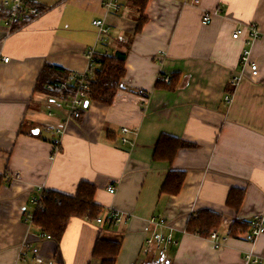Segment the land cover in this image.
<instances>
[{"label": "crops", "instance_id": "crops-1", "mask_svg": "<svg viewBox=\"0 0 264 264\" xmlns=\"http://www.w3.org/2000/svg\"><path fill=\"white\" fill-rule=\"evenodd\" d=\"M30 1L28 19L11 34L0 7V264H101L93 255L100 236L121 242L116 264H245L251 251L264 258V235L253 244L229 235L234 220L264 213V0H149L144 12L137 0H120L115 11L104 0ZM215 9L204 25L203 14ZM101 19L109 32L98 39L93 22ZM252 25L261 37L249 43ZM237 30L243 33L235 39ZM92 47L126 55L122 88L113 104L88 102L81 119L68 122L67 102L36 84L46 64L86 72ZM246 50L257 78L241 63ZM162 75L176 77L174 90L157 88ZM235 75L243 78L236 86ZM123 128L131 131L128 145H119ZM163 134L195 146L180 149L172 163L155 161ZM170 172L185 175L177 195L162 193ZM82 182L97 188L103 222L72 219L60 242L42 238L28 222L39 190L75 196ZM237 189L245 192L238 212L227 206ZM110 206L126 220L106 221ZM209 210L223 216L222 247L186 232L190 217ZM160 217L167 230L149 223ZM169 229L178 242L165 253L148 244ZM25 242L39 254L21 259Z\"/></svg>", "mask_w": 264, "mask_h": 264}, {"label": "trees", "instance_id": "trees-1", "mask_svg": "<svg viewBox=\"0 0 264 264\" xmlns=\"http://www.w3.org/2000/svg\"><path fill=\"white\" fill-rule=\"evenodd\" d=\"M148 2L149 0H137L136 5L144 12ZM145 22L146 18L142 17L138 22L139 26L137 31L142 30ZM125 63L126 55L124 54L97 57L93 72L94 77L90 80L89 103L96 102L103 106L113 104L118 91L122 88L121 80L126 75ZM70 77L71 73L63 68L46 64L37 81L36 90L44 94H53L55 98L61 97L62 94L67 95L69 92L62 88L60 89V84L68 82ZM170 81V84H166L164 81L159 82L157 88L167 87L170 90H174L177 85L176 77L170 76ZM48 85L55 86L56 90H49ZM70 90L73 92V87ZM228 94L231 95L232 92L229 90ZM82 115L79 119H81ZM194 146V144L188 143L180 138L163 134L157 143L154 160L172 163L180 149H192ZM184 178L185 175L182 172H170L165 180L166 182L162 188V193L177 195L185 181ZM4 183L5 179L0 175V186ZM96 192L97 188L95 186L82 182L75 196H64L55 192L46 193L47 197L43 199L41 206L35 213L33 220L34 227L41 229V232L49 235L52 240L54 239L56 242H60L72 219L83 218L93 221L99 216H103L104 212L95 203ZM230 192L227 206L238 212L242 207L245 192L239 189L231 190ZM105 220L114 222L109 217V214H106ZM222 220L223 216L217 212L211 210L202 211L189 218L186 232L209 239L213 232H218L221 229ZM249 227L250 222L239 219L234 220L229 235L231 237H239V235L247 233ZM121 246V242L107 240L100 236L94 248V259H100L101 264H116L118 256L120 255ZM145 264L161 263L148 262Z\"/></svg>", "mask_w": 264, "mask_h": 264}, {"label": "built area", "instance_id": "built-area-1", "mask_svg": "<svg viewBox=\"0 0 264 264\" xmlns=\"http://www.w3.org/2000/svg\"><path fill=\"white\" fill-rule=\"evenodd\" d=\"M193 2L194 5H197L200 3L201 0H185V3L188 2ZM30 0H0V7L3 8L4 10V16H5V21H6V29L8 30L9 34L14 32L16 30V26L19 24L24 23L29 15L27 14L29 5H30ZM120 5V0H104V8L106 11H115L119 9ZM220 12V9H215L213 11H207L203 14L202 16V22L204 25H210L212 23L213 18L218 15ZM93 26L96 27L98 31V39L102 38V36L108 35V27L105 26V21L103 19L101 20H95L93 22ZM243 33V30H237L234 32L233 37L235 39H238L241 37ZM250 34H251V43L252 41H255L261 37L260 30L255 25H252L250 27ZM163 52V51H162ZM165 54V52H163ZM99 56H109L107 53H104L102 55H98L95 51V48H89L88 51L86 52V57H87V71L84 73H75L71 74L70 80L68 82H63L60 85V89L62 88L65 91H68L69 93L62 94L61 97L56 98V100L60 101H65L67 102L68 106V116H67V121L70 122L72 120H77L80 118L82 115V111L86 108V103H88V96L90 93V80L93 79V72L96 66V59ZM5 61H9L8 58H4ZM241 63L244 64V67L249 68V74L253 78H257L259 75V69L258 65L256 63H253L250 59V51L246 50L241 58ZM243 78L241 75H235L233 76V79L231 81V84L233 85H238L239 82ZM159 81H164L166 84H170V77L169 76H164L162 75L159 79ZM73 87V92L70 90V88ZM48 89L51 91H55L56 88L55 86L48 85ZM139 94L141 96L146 97V94L144 91H139ZM226 100L230 102V98L227 97ZM65 133V129L63 130H58L57 131V139L53 142L54 143V152L57 154L59 151V146L61 144V140L63 138V135ZM123 136L120 138L119 145H128L130 144V139H128V134L131 133V131L128 128H123L122 129ZM54 153V154H55ZM108 190L111 194H114L116 192V187L115 186H109ZM44 188H41L39 190V196L33 200V205H34V213L29 216L28 222L29 224H33V220L35 217V212L38 210V208L41 206L42 199H44L46 196V192ZM109 217L113 219L114 223H122V221L125 218L124 212L122 213L121 211L115 209L114 207L110 206L109 208L106 209ZM97 223H102L103 218L99 216L96 219ZM150 224H153L155 226H158L162 229L167 230V228L170 227V224L166 222L164 218H152L149 221ZM245 239L249 243H254L257 239H259L261 236L264 235V213H261L259 215H256L252 217L250 221V227L249 231L244 234ZM40 236L44 239L51 240V237L45 233L40 234ZM213 245L217 247H222L223 246V240L220 239V236H218V232H213L211 234V237L209 238ZM176 238H174L173 231L169 229L167 234H162V233H155L153 237L148 240V244L152 245L155 243L157 245V248L161 252H166L168 248L171 245H176L177 244ZM27 252H32L35 256L39 254V249L34 248L31 244L28 242H25L21 248L20 251V257L23 259V257L26 255ZM243 263L245 264H264V258L256 254L255 252H248L244 256V261Z\"/></svg>", "mask_w": 264, "mask_h": 264}, {"label": "rangeland", "instance_id": "rangeland-1", "mask_svg": "<svg viewBox=\"0 0 264 264\" xmlns=\"http://www.w3.org/2000/svg\"><path fill=\"white\" fill-rule=\"evenodd\" d=\"M95 70V69H94ZM52 99H54V100H56V98L53 96V94H48ZM63 129H65V128H63ZM63 129H58V130H63ZM57 130V131H58ZM57 131H56V135H57ZM65 132H66V130H65ZM65 134V133H64ZM57 139V136L55 137V139L52 141V143L55 141ZM63 139V138H62ZM61 146H62V140H61V144H60V146H59V151L57 152V154H59L60 153V150H61ZM54 152V143H53V149H52V157H54V156H56L57 154ZM48 193V192H47ZM46 197H47V195H45ZM34 200V199H33ZM42 202H43V199H42ZM42 204V203H41ZM35 208V207H34ZM36 213V212H35ZM35 215V214H34ZM126 220V218H124V220L122 221V222H124ZM115 224H117V223H115ZM120 224V223H119ZM33 225V224H32ZM34 226V225H33ZM197 235V234H196ZM244 237V239H245V235L243 236ZM52 239V238H51ZM246 240V239H245ZM223 245H224V241H223ZM252 252H255V251H252Z\"/></svg>", "mask_w": 264, "mask_h": 264}, {"label": "water", "instance_id": "water-1", "mask_svg": "<svg viewBox=\"0 0 264 264\" xmlns=\"http://www.w3.org/2000/svg\"><path fill=\"white\" fill-rule=\"evenodd\" d=\"M88 106V103H86V107Z\"/></svg>", "mask_w": 264, "mask_h": 264}]
</instances>
